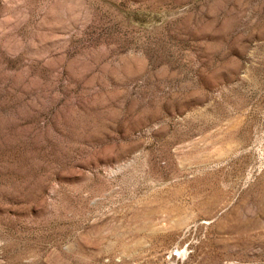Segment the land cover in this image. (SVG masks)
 <instances>
[{
	"label": "rangeland",
	"instance_id": "obj_1",
	"mask_svg": "<svg viewBox=\"0 0 264 264\" xmlns=\"http://www.w3.org/2000/svg\"><path fill=\"white\" fill-rule=\"evenodd\" d=\"M0 264H264V0H0Z\"/></svg>",
	"mask_w": 264,
	"mask_h": 264
}]
</instances>
